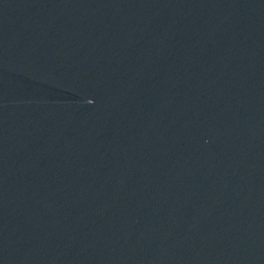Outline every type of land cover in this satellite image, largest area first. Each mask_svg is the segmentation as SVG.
<instances>
[{
	"label": "water",
	"instance_id": "water-1",
	"mask_svg": "<svg viewBox=\"0 0 264 264\" xmlns=\"http://www.w3.org/2000/svg\"><path fill=\"white\" fill-rule=\"evenodd\" d=\"M0 264H264V0H0Z\"/></svg>",
	"mask_w": 264,
	"mask_h": 264
}]
</instances>
